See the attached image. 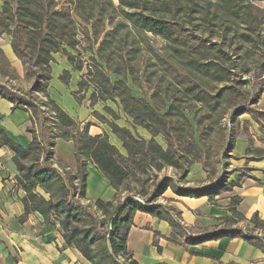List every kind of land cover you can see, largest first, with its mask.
<instances>
[{"label":"trees","instance_id":"16d2710c","mask_svg":"<svg viewBox=\"0 0 264 264\" xmlns=\"http://www.w3.org/2000/svg\"><path fill=\"white\" fill-rule=\"evenodd\" d=\"M0 1L2 2L0 37L3 34L10 37L9 44L13 54L21 62L25 78L32 79L26 95L0 84L2 99L10 101L13 108L19 107L31 114L30 126L26 128L31 134V139L26 148L15 143L6 131L0 128V146L7 145L13 151L12 158L18 172L15 181L17 186L24 190L21 198L24 205L23 216L37 212L42 216L45 225L52 224L58 227L65 245L76 248L89 264H139L128 250L126 239L136 211L151 214L158 220L166 221L171 231L165 238L185 248L222 237H242L249 244L261 249L264 254L263 237L247 234L239 228L216 230L192 236L180 223L179 213L175 209L155 202L156 198L167 189H170L177 197L198 198L207 195L212 198L234 185L236 181L228 182V176L222 174L218 180L196 187L182 186L173 177H164L156 183L149 194L142 189L132 193L130 185L139 182L141 175H148L141 186L149 183L152 178V173H149L151 169L160 171L165 166L179 169V180L187 176L194 162L200 163L203 168L205 167L204 170H207L199 152L198 143L189 140L193 137L192 130L187 129V132L183 134L182 137L187 143L186 146L181 147L182 143L175 129L182 127L175 128L168 118L177 114L174 102H170L166 112L163 113L149 100L131 94L128 84L123 79L117 78L112 81L109 73H106L104 69L96 68L99 79L93 81L91 78L92 91L89 95L91 104L112 100L126 116L132 119L134 124L141 126L151 135L150 138L145 139L125 127L109 123L112 133L122 142L123 154L108 140L106 133H89L88 124L81 127L79 122L48 96L52 54L60 52L67 57L73 69H81V63L75 64L74 56L67 51V48L73 49L79 43L76 38L79 28L76 27L77 21L74 16L85 27L80 28L85 39L89 38L92 32L93 40L96 41L101 30L104 32L97 47V55L102 62L99 66H103L108 72L115 73L119 64L115 71H112L106 65L107 59L103 58L101 51L109 44L117 27L106 30L104 24L111 23L109 17L117 9L118 14L129 25L164 39L173 55L182 57L187 69L217 80L223 66L210 59L206 53L210 46H216L217 42L208 43L209 40L202 37L201 32L209 29L206 28L208 22L215 19L227 23L228 27L231 24L230 21L241 24L252 23L249 19L254 6L248 4V0H244L246 4H243V7L237 5L235 0L214 2L210 0L200 2L199 0H118L116 6L113 5L112 0H70L71 12L65 7L57 9L54 0ZM255 9L257 10L258 7ZM252 18L254 21L262 22L258 16ZM184 22L195 27L191 28L190 33L193 40L182 37V32L188 29ZM120 24L118 23V26ZM99 27L104 29L100 30ZM257 35L262 38L264 44V24ZM241 36L244 39L251 38L247 33ZM222 53L228 57L227 52ZM0 61L6 62L1 49ZM262 71H264V58L253 66L247 64L243 66L242 72L249 77L245 78L242 84H249L247 92L249 98L245 103L235 105L228 115L227 121L231 123L230 127H233L239 116L248 114L259 124L260 131L264 129V119H262L264 111L255 107L264 90V84H261L254 92L251 90L253 75ZM228 72L230 73V70ZM82 83L78 82L79 89ZM225 89L228 87L220 88L217 95L212 96L213 99H209L206 89L198 82H192L185 90L187 93H192L198 101H205L212 106L214 100L217 104V96ZM33 93L43 96L45 101L42 106L45 109H41L39 104L30 99ZM179 114L186 118L184 112L180 111ZM232 131L233 129H230L227 135L229 138L226 148L228 149L233 148L235 140V133ZM159 135L164 138L165 147L154 139ZM57 138L73 142L75 172L54 160L53 148ZM87 162H92L107 179L114 190L113 199L107 201L96 199L92 204L83 202L87 187ZM54 163L60 165L61 169ZM242 176L245 174L239 175V177ZM123 192L126 194L121 198L120 195ZM251 219L257 225L260 224L256 220V214H253ZM158 237L161 235L153 231L154 244H157Z\"/></svg>","mask_w":264,"mask_h":264},{"label":"rangeland","instance_id":"374dc122","mask_svg":"<svg viewBox=\"0 0 264 264\" xmlns=\"http://www.w3.org/2000/svg\"><path fill=\"white\" fill-rule=\"evenodd\" d=\"M54 1L57 4V9L65 7L71 12L72 5L70 0ZM210 1L214 2L217 0ZM112 2L114 6L118 4V0H112ZM235 2L237 5H242V7L243 4H246L244 0L243 2L242 0H235ZM247 3L254 6L251 9L252 15L249 19L252 23L241 24L230 21L231 24L228 27L227 23L215 19L208 22L209 24H207L206 28L208 27L209 29L201 32L202 37H206L209 40L208 43L217 42L216 46H210V49L206 52L210 59L223 66L222 71L220 70L218 73L219 77H217V80L187 69L188 67L183 63L182 57L173 55L164 39L153 35L151 32H143L129 25L118 14L117 9L109 17L111 23L105 22L104 24L106 30H112L115 26L117 27L112 35L113 37L110 38L111 41L101 51L103 58L107 59L106 65L112 71H115L119 64V68H117L115 73L108 72L106 68L99 66L102 62L97 55V47L104 34L101 29L104 28L99 27L101 34H98L99 37L96 41L93 40L92 32L90 37L85 39L80 29L85 27L74 16L77 21L76 27L79 28L76 34L79 43L73 49L67 48V51L74 56L75 64L81 63V69H73L67 57L60 52L52 54L53 62L51 63V79L48 82V96L54 99L60 108L71 115L75 121L79 122L81 127L84 124H88L89 133H106L108 140L124 154L122 142L112 133L109 123L112 122L117 126L125 127L145 139L150 138L151 135L141 126L134 124L132 119L126 116L112 100L98 101L95 104H91V99L89 98L92 91L91 78H93V81H97L99 78L96 68L104 69L106 73L110 74L112 81L117 80V78L123 79L128 84L131 94L149 100L151 104L163 113L166 112L170 102H174L177 114L168 118L170 119V124L175 128L182 127L175 129L180 137L181 147L186 146L187 143L185 138L182 137L183 134L187 132V129L192 130L193 137L191 139L187 138L198 143L199 152L208 170L205 171V167L203 168L200 163L194 162L191 164L187 176L183 180H179V169L175 170L168 166H165L160 171L151 169L149 173H152V178L149 183L141 186L142 181L148 176L141 175L139 182L130 185L132 193L142 189L146 194H149L156 183L164 177H173L182 186L196 187L218 180V177L222 174L233 178L236 175L234 172L236 170L240 173L248 172L249 168L246 160L244 163L241 162V155L246 154L243 152L242 147L240 148V142L238 141L235 149L226 148L229 138L227 135L230 129H233L232 132L235 133V139L237 138L238 140L239 138L241 139V136H244L246 141L251 142V147L257 144L253 136L258 138L253 133L252 122L248 121L246 123L241 120V117H246L248 114L239 116L233 127H230L231 123L227 121L228 115L234 106L245 103L249 98L247 93L249 84H242V81L249 77L248 74L242 72L243 66L245 64L253 66L264 58V44L262 38L257 35L264 24V0H248ZM1 6L2 2L0 1V9ZM255 7H258V9L256 10ZM253 16H258L262 22L254 21ZM179 20L182 21L181 19ZM118 23L121 24L118 26ZM184 24L188 29L186 28L187 30L182 32V37L193 40L190 33L191 28L195 27L186 22ZM244 33L249 34L251 38L244 39L241 36ZM6 38V34L0 37V49L6 58V62L2 63L0 61V84L11 88L17 93L26 95L32 79L25 78L23 73L22 75L16 74L14 71L11 61L5 54L8 43ZM8 38L10 41L9 36ZM219 47L220 49H218ZM223 51L228 53V57L226 54L223 55ZM65 64L68 69L64 68ZM228 70H230V73ZM79 81L83 82L80 89ZM252 81L251 90L254 92L261 84H264V71L253 75ZM192 82H198L201 87H204L206 93L210 96L209 99H213L212 96L217 95L218 90L223 86L228 87V89L222 91L216 98L218 100L217 104H215L214 100V104L211 106L210 103L200 102L194 98L192 93L186 92L185 89ZM30 99L39 104L41 109H45L42 106L45 100L41 94L33 93L30 95ZM180 111L184 112L185 119L179 114ZM154 139L161 146H166L164 138L160 135L154 137ZM236 143L237 141L234 145ZM55 165L61 169L60 165ZM87 171L89 173V180H87L89 184L88 191L97 193L101 188V184L98 182V171L93 169H87ZM200 171H203V175ZM123 194H126V192H123ZM172 194L171 190L167 189L161 196L156 198L155 202L162 205L166 204L171 208H178L179 205L177 206L173 202L174 195ZM93 201H87L85 193L83 202L92 204ZM251 218L250 221H252ZM252 224L253 227H258L254 221H252Z\"/></svg>","mask_w":264,"mask_h":264},{"label":"crops","instance_id":"0c3cea01","mask_svg":"<svg viewBox=\"0 0 264 264\" xmlns=\"http://www.w3.org/2000/svg\"><path fill=\"white\" fill-rule=\"evenodd\" d=\"M8 39L7 35L6 57L11 61L16 74L24 75L21 62L13 54ZM64 66L68 69L66 64ZM255 107L264 111V90ZM30 116L28 111L19 107L13 108L10 101L0 97V128L24 148L28 147L31 139V134L26 129L30 126ZM241 118L246 123L252 122L253 133L258 136H253L257 144L252 147L251 142L246 141L244 136L238 140L236 138L235 145L233 142L232 149L240 142V148L242 147L246 155L238 157L243 163L246 160L248 172L234 171L236 175L233 178L228 177V182L236 181L234 185L212 198L207 195L189 198L172 194L174 204L179 205L178 208L172 207L179 213L180 223L192 236L239 228L247 234L264 238V129L260 131L259 124L249 115ZM73 151L72 141L55 139V161L75 172L76 160ZM12 156L13 151L9 146H0V264H89L76 248L65 245L58 227L45 225L42 216L37 212L23 216L24 205L21 198L24 190L16 184L15 177L18 172ZM86 169L97 170L98 182L101 184L97 193L89 192L88 173L87 201L113 199L114 190L103 174L92 162H87ZM200 172L203 175V171ZM240 174L245 176L239 177ZM124 196L123 193L120 195L121 198ZM253 214H256V220L260 222L258 227H253L250 221ZM131 225L126 238L127 248L139 264H264L261 249L249 244L242 237H222L185 248L181 244L168 241L165 236L171 231L169 224L151 214L136 211ZM153 231L161 235L157 244L153 243Z\"/></svg>","mask_w":264,"mask_h":264}]
</instances>
